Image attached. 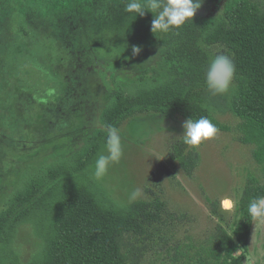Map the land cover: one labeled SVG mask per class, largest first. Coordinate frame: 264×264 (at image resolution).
Segmentation results:
<instances>
[{
  "label": "rangeland",
  "instance_id": "rangeland-1",
  "mask_svg": "<svg viewBox=\"0 0 264 264\" xmlns=\"http://www.w3.org/2000/svg\"><path fill=\"white\" fill-rule=\"evenodd\" d=\"M226 1L203 0L190 21L220 16ZM126 2L0 0V213L24 170H41L80 150L87 135L103 128L99 118L110 91L116 85L128 88L159 61L160 47L150 36L153 13H127ZM48 17L49 24L41 29L40 22L39 27H29L50 50L49 69L42 65L45 71L40 73L35 64L17 60L13 74L8 52L20 35L19 18ZM133 46L141 48L138 55H133ZM204 49L210 59L227 55L223 46ZM50 69L68 88L59 99L39 101L18 84L17 78L46 88L53 77ZM214 116L231 130L196 147L183 142L182 117L142 114L119 129L123 156L99 182L123 205L133 203L129 195L139 187L142 195L134 202H144L147 210L158 214L157 220L145 221L140 232L120 238L127 264H212L208 250L215 248L221 231L231 236L249 181L264 184L262 169L252 159L253 147L239 141V120L230 113ZM149 150L163 158L151 156ZM225 199L233 201L231 209L225 207ZM156 202L163 204L158 211ZM40 246L31 227L22 226L15 239L22 262H28ZM242 264H264V223L254 221Z\"/></svg>",
  "mask_w": 264,
  "mask_h": 264
},
{
  "label": "trees",
  "instance_id": "trees-1",
  "mask_svg": "<svg viewBox=\"0 0 264 264\" xmlns=\"http://www.w3.org/2000/svg\"><path fill=\"white\" fill-rule=\"evenodd\" d=\"M19 19L20 35L8 52L11 71L15 73L18 60L19 64H35L43 73L50 67V50L29 25L39 27L40 22L41 29L50 17ZM150 36L160 47L159 61L143 70L128 88L116 85L110 91L99 118L103 128L87 135L81 149L70 157L20 174L12 198L0 213V264H127L120 238L140 232L143 223L157 220L158 214L147 210L144 202H115L94 177V166L106 148L107 127L120 129L137 115L186 120L207 117L218 132L226 133L231 128L214 113H230L239 120V141L253 147L252 159L264 175V0H227L216 18L189 21L169 33L151 31ZM217 45L226 48L236 72L229 92L213 95L205 83L211 59L204 47ZM49 71L53 77L46 88L20 80L17 72L12 76L39 101L59 99L68 89L66 82ZM186 163L190 165V160ZM259 196H264V184L252 179L239 201L240 220L231 236L221 231L215 248L208 250L212 264L243 263L254 223L247 209ZM162 207L156 202V211ZM24 225H29L41 242L26 263L15 248Z\"/></svg>",
  "mask_w": 264,
  "mask_h": 264
},
{
  "label": "clouds",
  "instance_id": "clouds-1",
  "mask_svg": "<svg viewBox=\"0 0 264 264\" xmlns=\"http://www.w3.org/2000/svg\"><path fill=\"white\" fill-rule=\"evenodd\" d=\"M203 0H127L125 12L143 16L145 10L154 15L152 32L169 33L189 22L201 7ZM141 48L133 46V55H138ZM236 72L234 61L229 55L219 54L212 58L207 66L205 83L207 89L213 94H226L229 92ZM183 142L191 147L199 146L203 141L214 138L219 129L207 117L188 119L183 124ZM106 140V154L101 153L95 161L94 177L102 179L108 172L109 166L119 163L123 156L122 138L120 130L108 126ZM151 156L163 158L158 152L149 150ZM142 195V190L134 188L129 195V203L136 201ZM227 209L233 207L231 199H225ZM248 214L253 221L264 223V196H259L250 201Z\"/></svg>",
  "mask_w": 264,
  "mask_h": 264
}]
</instances>
